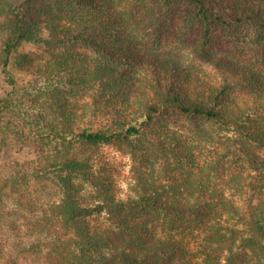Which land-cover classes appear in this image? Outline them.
Wrapping results in <instances>:
<instances>
[{"label":"trees","instance_id":"trees-1","mask_svg":"<svg viewBox=\"0 0 264 264\" xmlns=\"http://www.w3.org/2000/svg\"><path fill=\"white\" fill-rule=\"evenodd\" d=\"M106 1L0 0V75L12 88L14 69L28 62L19 53L25 42L79 43L101 56L65 51L42 64L28 62L47 76L62 75L67 84L44 78L34 94L48 91L47 100L31 104L13 98V90L2 98L0 114L18 115L27 132H11L10 124L0 129L50 146L37 172L64 190L25 226L27 235L52 238L28 251H42V264H264V198L250 197L243 206L227 193L264 194V74L247 70L237 73L236 84L210 87L202 75L156 56L150 58L151 81L129 82L131 71L113 62H136L138 54L121 36L120 18L103 10ZM188 2L206 25L249 24L264 36V0ZM79 11L81 16L71 17ZM221 73L227 79L236 75L232 68ZM237 91L247 98L237 99ZM87 92L112 104L96 126L78 123L66 107L69 96ZM128 93L137 95L136 104ZM175 118L190 119L191 133L168 129ZM102 143L125 148L139 160L133 166L134 194L126 199L117 196L107 174L93 169ZM102 213L101 220L91 219Z\"/></svg>","mask_w":264,"mask_h":264},{"label":"rangeland","instance_id":"rangeland-1","mask_svg":"<svg viewBox=\"0 0 264 264\" xmlns=\"http://www.w3.org/2000/svg\"><path fill=\"white\" fill-rule=\"evenodd\" d=\"M105 3L103 10L109 15L120 18L121 36L131 41L138 54L136 62H113L118 69L131 71L133 78L127 77L129 82L151 81L149 70L152 59L150 58L156 56L170 58L177 61L179 67L186 72L202 75L203 80L210 87H218L225 82L236 84L237 73L247 70L264 74V36H260L259 32L249 24L229 25L212 22L206 25L195 19L194 5L188 0H178L171 4H165L160 0H107ZM86 10L89 9L85 7ZM81 14L79 11L71 17L77 18ZM119 31H113V35L117 36L120 34ZM65 51L88 53L92 58L101 57L95 50L79 43L75 46H63L56 42H25L19 48V53L27 56L26 62L34 64L52 60L54 54ZM28 62L24 68L14 69L17 77V85L14 88L9 86L0 75V104L5 94L11 90H13V98L23 104L45 100L48 91L42 90L41 95L37 97L34 92L45 82L46 77L58 81L61 85L67 84L66 78L62 75L47 76L48 73L44 68L30 67ZM225 68H232L236 75L227 79L221 73ZM238 85L242 84L238 83ZM140 86L144 89V86ZM239 92H234L237 99L247 98V94ZM69 98L70 103L66 107L74 111L76 121L82 125H98L103 117L101 115L103 109H112L111 102L99 101L90 92ZM128 98L134 104L138 100L136 94L128 93ZM10 113L0 114V127L2 124L5 126L10 124L11 132L17 130L26 134L22 119ZM200 125L208 126L206 123ZM193 127V122L187 118H175L168 124V129L183 130L188 134ZM4 131L5 127L0 129V263L42 264V251L30 252L28 248L31 244L47 246L46 241L49 242L52 238L47 240L42 236L38 239L27 235L25 226L39 219L50 204L58 202L63 197L64 190L51 177L39 175L37 172L39 166L46 163L45 156L51 154L50 146L32 140L27 141L24 136L19 139L13 133L8 134L10 131L8 128L7 133ZM194 143L197 144V141ZM200 149L201 147L196 151L200 161L203 162L206 156ZM84 152L88 153V151ZM260 153L264 155V151ZM91 163L97 173H105L109 176L117 196L123 191L121 184L128 186L126 197L134 194L136 179L133 166L138 165L139 160L127 149L102 143L98 146ZM92 191L93 188L88 185L86 195H91ZM227 193L241 205L246 199L253 198L256 202L264 198V194L259 197L250 192L245 194L228 190ZM93 200L90 198L89 201L93 202ZM102 217L103 213L95 214L91 219L101 220ZM45 248L43 247V250Z\"/></svg>","mask_w":264,"mask_h":264},{"label":"clouds","instance_id":"clouds-1","mask_svg":"<svg viewBox=\"0 0 264 264\" xmlns=\"http://www.w3.org/2000/svg\"><path fill=\"white\" fill-rule=\"evenodd\" d=\"M121 188L123 189V191L121 192L120 198L122 199H126V193L128 191V186L126 184H121Z\"/></svg>","mask_w":264,"mask_h":264}]
</instances>
